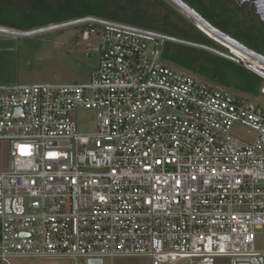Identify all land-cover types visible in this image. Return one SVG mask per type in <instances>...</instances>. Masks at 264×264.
<instances>
[{"label": "built area", "instance_id": "obj_1", "mask_svg": "<svg viewBox=\"0 0 264 264\" xmlns=\"http://www.w3.org/2000/svg\"><path fill=\"white\" fill-rule=\"evenodd\" d=\"M101 37L87 85H0V260L264 264V109L158 63L160 42ZM79 109L97 113L95 135L78 132Z\"/></svg>", "mask_w": 264, "mask_h": 264}, {"label": "rangeland", "instance_id": "obj_2", "mask_svg": "<svg viewBox=\"0 0 264 264\" xmlns=\"http://www.w3.org/2000/svg\"><path fill=\"white\" fill-rule=\"evenodd\" d=\"M47 1L52 4L66 2V0ZM30 2V0H8L4 4L3 10L0 11V22L7 26L0 25V28L17 30V28H10V26H8L9 23L22 26L24 20L23 11L20 7H27ZM159 2H163V4L158 3L157 0H110V5L104 19L97 17L91 18L106 22L114 20L112 23L129 28L152 32L175 40L183 39L179 37L178 32L174 30L172 26L183 27V20H187L186 15L179 8L170 5L167 0H159ZM164 4H167L173 10L174 14L170 13V11L164 7ZM216 6L218 5L215 3L214 7ZM217 8L219 9V7ZM104 27L105 26L100 22H88L34 36L32 41L24 46V54L26 58L27 47L31 46L34 49L35 57H32V59L24 58L21 61V79L15 84H89L93 71L92 58L96 55L97 49L101 44V34ZM93 30L95 31L94 33ZM147 44L151 50L156 43L154 40L147 39ZM217 44L220 47H211L227 55V45H224V47L222 46L223 44ZM204 52L215 54L205 48L187 46L186 44L166 40L162 45L157 62L173 70L182 72L185 75H189L201 81H206L199 76L180 69L170 63L166 58L167 56H176L177 54H180L184 58L195 56L198 58L197 62L203 64L204 61L201 56ZM86 53L91 54L92 58L86 57ZM243 66L245 67V64H243ZM207 83L212 84V82ZM232 94L240 96L238 93L232 92ZM250 101L264 109V88H262L258 98L250 99ZM72 117L78 125V132L80 134L95 135L98 132L97 113L95 111L79 109L72 113ZM232 133L236 137L247 141H253L258 136L256 130L242 124H235L232 127ZM256 248L258 250H264V233L262 232H260L256 238ZM88 261V259L52 257L14 258L10 260V263L88 264ZM0 264H4L2 260H0ZM103 264H150V260L146 257H116L114 259H103ZM215 264H228V260L226 258H216Z\"/></svg>", "mask_w": 264, "mask_h": 264}, {"label": "trees", "instance_id": "obj_3", "mask_svg": "<svg viewBox=\"0 0 264 264\" xmlns=\"http://www.w3.org/2000/svg\"><path fill=\"white\" fill-rule=\"evenodd\" d=\"M7 1L0 0V11L3 10ZM30 1L27 7H20L23 11L24 24L19 26L9 23L8 26L10 28H17L20 31H31L88 17L104 19L110 5V0H66L65 3L57 4H52L47 0ZM164 7L174 14L169 6L164 5ZM113 21L110 20V22ZM0 25L4 24L0 22ZM172 28L178 32L180 38L184 39L179 40L211 49H213L211 46L220 47L188 22H184L183 27L172 26ZM201 57L204 61L203 64H199L197 62L198 58L195 56L184 58L177 54L166 58L180 69L203 78L206 80L204 82H212V85L223 87L231 93H238L240 97L250 100L260 96L264 80L256 73L248 70L240 63L216 53L204 52Z\"/></svg>", "mask_w": 264, "mask_h": 264}, {"label": "flooded vegetation", "instance_id": "obj_4", "mask_svg": "<svg viewBox=\"0 0 264 264\" xmlns=\"http://www.w3.org/2000/svg\"><path fill=\"white\" fill-rule=\"evenodd\" d=\"M167 1L170 5L177 7L171 0ZM183 1L191 9L195 10V12H197L206 23L227 34L228 43L241 46L242 51H238V49L228 46L227 44L218 41V39L216 40L214 37L213 39L220 44L227 45V56L236 59H239L241 56L249 65L264 69V0ZM157 2L163 4V2H159V0H157ZM215 3L218 6L214 7ZM164 5L168 6L167 4ZM217 7H219V9ZM180 10L187 17V20H184V22H188L197 28L202 34L211 39L208 36L207 31L203 29L195 19L190 17L182 9ZM213 39L211 40L214 41ZM216 41L214 42L217 43Z\"/></svg>", "mask_w": 264, "mask_h": 264}, {"label": "crops", "instance_id": "obj_5", "mask_svg": "<svg viewBox=\"0 0 264 264\" xmlns=\"http://www.w3.org/2000/svg\"><path fill=\"white\" fill-rule=\"evenodd\" d=\"M31 31H20L16 29H8L16 32H32ZM59 30V29H57ZM55 31V30H53ZM51 31L42 32L32 36H18V35H9L5 33H0V85H12L21 79V61L25 58L24 49L25 45H28L34 36L44 34ZM26 58L32 59L34 56V49L31 46L27 47ZM86 57L92 58V55L89 54ZM25 58V59H26ZM93 71L98 68L99 65V54L96 52V55L92 58ZM91 73V76H92ZM11 167V148L7 142L0 141V171H5Z\"/></svg>", "mask_w": 264, "mask_h": 264}, {"label": "water", "instance_id": "obj_6", "mask_svg": "<svg viewBox=\"0 0 264 264\" xmlns=\"http://www.w3.org/2000/svg\"><path fill=\"white\" fill-rule=\"evenodd\" d=\"M177 7H179L180 9H182L185 13H187L190 17H192L193 19H195L202 27L203 29H205L208 33V36L213 39L215 37V39L218 41H221L222 43L227 44L228 46L234 47L236 49H238V51H242L241 46L236 45V44H230L227 42V34L219 31L218 29L212 27L211 25H209L208 23L205 22V20H203V18H201L199 16V14L197 12H195V10L191 9L183 0H171ZM88 22H100L102 23L104 26H109V27H120V28H125V29H130L132 31H135L139 34H141L143 37H145V39H150V40H154L155 43H158L161 41V45H163V43L167 40H171L174 42H181V43H185L187 45H191V46H198L201 48H205L208 49L216 54H219L221 56L227 57L230 60L236 62V63H240L241 65H243V61L236 59L234 57L231 56H227L224 53L218 52L214 49L205 47V46H201V45H194L191 43H187V42H183V41H179V40H175V39H171L159 34H155L152 32H148V31H143V30H138V29H133V28H129L120 24H116V23H112V22H106V21H101L95 18H84V19H79V20H74V21H70L67 23H62V24H58V25H53L50 27H45L43 29L40 30H36V31H32V32H16L13 30H8V29H4V28H0V33H5V34H9V35H18V36H32V35H36L42 32H46V31H53V30H57V29H63L66 27H71V26H76V25H80L83 23H88ZM211 36H210V35ZM214 40V39H213ZM214 40V41H216ZM217 42V41H216ZM219 43V42H217ZM220 44V43H219ZM222 45V44H220ZM224 46V45H222ZM225 47V46H224ZM256 59V58H255ZM250 69L252 70H257V68L254 65H249ZM88 264H103V260H89Z\"/></svg>", "mask_w": 264, "mask_h": 264}, {"label": "bare ground", "instance_id": "obj_7", "mask_svg": "<svg viewBox=\"0 0 264 264\" xmlns=\"http://www.w3.org/2000/svg\"><path fill=\"white\" fill-rule=\"evenodd\" d=\"M233 53H235L234 51H232ZM235 54H237V53H235ZM240 56V55H239ZM240 58H242L243 60H244V62H246V60L243 58V57H241L240 56ZM257 63V62H256Z\"/></svg>", "mask_w": 264, "mask_h": 264}, {"label": "snow or ice", "instance_id": "obj_8", "mask_svg": "<svg viewBox=\"0 0 264 264\" xmlns=\"http://www.w3.org/2000/svg\"><path fill=\"white\" fill-rule=\"evenodd\" d=\"M52 155H56V154L53 153Z\"/></svg>", "mask_w": 264, "mask_h": 264}]
</instances>
